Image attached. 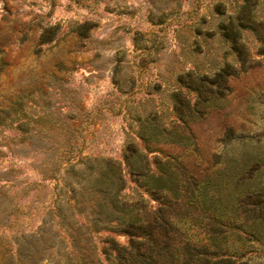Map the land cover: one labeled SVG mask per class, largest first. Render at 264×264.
I'll return each instance as SVG.
<instances>
[{
    "label": "rangeland",
    "instance_id": "374dc122",
    "mask_svg": "<svg viewBox=\"0 0 264 264\" xmlns=\"http://www.w3.org/2000/svg\"><path fill=\"white\" fill-rule=\"evenodd\" d=\"M245 2L0 0V264H116L107 239L128 246L121 219L141 198L157 205L125 160L129 144L148 155L147 167L134 160L140 170L177 157L195 180L227 154L264 147L254 34H245L252 67L205 81L211 101L186 86L240 68L218 24ZM188 110L203 115L188 126L196 149L141 138Z\"/></svg>",
    "mask_w": 264,
    "mask_h": 264
},
{
    "label": "trees",
    "instance_id": "16d2710c",
    "mask_svg": "<svg viewBox=\"0 0 264 264\" xmlns=\"http://www.w3.org/2000/svg\"><path fill=\"white\" fill-rule=\"evenodd\" d=\"M261 3L264 0H246L237 15H229L218 24L240 68L228 63L215 75H199L186 85L200 99L208 102L213 97L203 91L205 81L224 83L230 76L252 67L246 32L257 37L258 52L264 54ZM222 7V3L216 5L218 14H223ZM257 7L259 11H255ZM50 40L43 38L41 42ZM202 117L188 110L187 115H177V124L171 129L156 131L147 125V133L141 138L196 149L188 126ZM136 158L147 167V153L129 144L125 160L133 168L138 186L157 205L149 209L148 199L141 198L129 208V217L120 222L124 228L120 232L129 237V245L107 239L103 249L107 259L112 258L116 264H250L252 255H264V147L246 149L239 156L227 154L224 167L200 180L184 176L178 169L183 170V165L177 157L156 158L154 171L140 170ZM250 254L252 259H247Z\"/></svg>",
    "mask_w": 264,
    "mask_h": 264
}]
</instances>
